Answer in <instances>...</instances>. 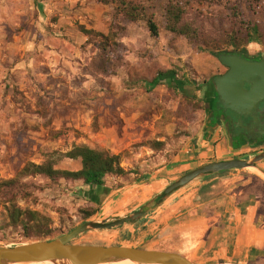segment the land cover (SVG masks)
I'll return each instance as SVG.
<instances>
[{"label": "rangeland", "instance_id": "obj_1", "mask_svg": "<svg viewBox=\"0 0 264 264\" xmlns=\"http://www.w3.org/2000/svg\"><path fill=\"white\" fill-rule=\"evenodd\" d=\"M125 1L138 7L143 16L139 21L114 19L119 8L118 0H0V182L14 178L27 163L43 164L56 160L58 155L70 151L74 145L91 141V137L102 133L110 145L94 141L98 149L110 154L123 149L130 143L134 131L124 136V124L117 113L122 108L129 116L139 114L138 122L143 125L154 123L156 137L166 138L162 151H152L148 140L128 147L122 154V167L124 164L127 170L141 175L147 172L148 169L140 168L133 161L139 150L142 152L140 163L143 159L147 161L157 155L163 156L165 150L169 151L167 156L172 157L181 148L194 147L200 154L209 147L197 146L202 140L201 132L207 130L206 110L211 103L205 89L225 70L213 53L233 52L235 48L220 44L234 33L254 26L262 39L236 50L246 52L264 47V0ZM169 2H178V7L184 12V22L196 30L197 43L167 31L166 8ZM148 19L158 27V40H154L148 31ZM82 29L104 36L114 32V36L109 37L106 71L99 65L101 40L95 36L88 39ZM218 45L221 46L218 50L213 49ZM160 73L165 75V81L174 74L175 81L186 92L170 85L152 87L150 82ZM117 82H124L126 95H120ZM117 95L120 96L118 100L115 99ZM113 127L117 140L115 132L109 131ZM144 129L147 137L150 131ZM181 141L186 143L180 144ZM258 152L215 153L213 159L218 156L225 159L247 157ZM198 155L189 163L208 161ZM155 160L158 164V159ZM262 164L259 167L264 171V162ZM79 168L75 161L69 159L58 161L55 167L69 172ZM187 172H177L176 175ZM237 172H241L243 178L249 173L264 180L255 171L246 170L225 172L194 184L199 183V188L206 185L202 189L205 198L223 197L225 185L221 177ZM106 178L105 186L109 193L139 182L134 181V175L128 178L130 182ZM173 181L156 185L157 192L151 191V197ZM26 182L38 188L30 189V196L18 201V206L46 217L56 238L83 222L111 218L106 216L109 210L105 197L108 193L100 198V204H96L84 194L86 188L80 182L59 179L53 183L45 177L29 178ZM214 184L217 187L211 190ZM198 187L182 195L179 192L153 214L174 209L183 202L196 205L202 195L191 192ZM143 191H132V196L136 199V195ZM259 202L260 212L264 215V195ZM141 205L138 202L136 206H128V212L123 215L134 212ZM3 206L0 202V246L30 243L22 237L19 229L6 228ZM88 209L97 210V214L85 220L83 211ZM147 220L144 218L138 225L126 226L120 231L90 232L74 243L156 248L154 243L159 238L141 235L146 227L138 230ZM239 260H223L215 264H259L264 260V252L242 262Z\"/></svg>", "mask_w": 264, "mask_h": 264}, {"label": "crops", "instance_id": "obj_2", "mask_svg": "<svg viewBox=\"0 0 264 264\" xmlns=\"http://www.w3.org/2000/svg\"><path fill=\"white\" fill-rule=\"evenodd\" d=\"M123 83L124 82H117V85L121 89L120 95H126ZM118 97L120 96L117 95L115 99L118 100ZM117 113L119 119H121L124 124L123 131L126 133L124 136L126 137L128 133L131 134L133 131L134 132L131 137L133 139L130 138V143L121 150H114L113 155L122 156L124 151L133 145V143H141L143 140L165 143L166 138L156 137L154 123L150 126L143 125L138 122L140 119L139 114L133 113L129 116L123 111V108L117 111ZM144 128H148V131H150L147 137L145 136L146 130ZM129 129L132 131L130 130L131 132H129ZM109 131L114 133L115 128L113 127V129ZM114 134L115 139H119L117 133L115 132ZM91 138H93V140L87 141L88 143L84 141L83 144L77 145H85L92 149H98L95 144H93L94 141H97L96 143H102L104 141L107 142L106 146L110 145L104 133ZM183 143L185 144L186 142H180V144ZM206 145L209 147L207 148ZM197 146L206 147L207 149H203L199 154L194 147L191 149L181 148L177 153H174L172 157L171 155L167 156L169 151L165 150L163 156L157 155L147 161L143 159L140 163L142 152H140L141 150L137 151L134 154L135 158L133 161H135L136 165H139L140 168L145 167L148 169L147 172L143 174V176H146V179L140 180L133 185L125 186L117 190V192L113 191L109 193V191L105 190L98 193L101 199L104 198L105 193H108L107 197H105V205L109 210L106 216L114 217L127 213L128 206H136L138 202L141 205L148 200L154 192H157L155 190L156 185L175 180L177 176L187 172L189 169L214 161L226 160L224 157L222 158L219 156L217 159H213L215 153L216 155L222 154L225 150L213 146L207 139L201 140ZM100 148H103V146H100ZM152 151L151 153H153ZM196 154H199V157L202 156L206 158L208 161H204V163H189V160H193L195 156H197ZM121 158L123 159V156ZM168 158H171V160ZM210 158L213 160H210ZM155 159H158V164H156ZM75 162L77 163V167H81L80 160ZM177 172L183 173L176 175ZM230 175L231 176L221 177V181L224 183L223 185H225L223 197H203L202 189L206 185L199 188L197 186L199 183H197L181 191L182 195L193 187H198L194 192H191V194L196 193L197 196H199V194L202 195L196 205L190 202H183L181 206H176L174 209L161 210L159 212L161 214H153L154 212L151 213L152 215L149 214L146 217L148 220L144 222L138 230H142L143 227H146L145 230L141 231V235L144 237L153 236V239L158 237L159 239L154 243L156 248H140L177 253L195 264H215L223 260L231 261L237 258L241 259L239 261L242 262V260L244 261L248 257L255 255L260 256L264 252V215L260 212V202L253 196L249 199L245 198V193L252 183L251 180L243 178L241 172ZM248 175L253 176L254 174L248 173ZM214 179L215 178H213L212 181H215ZM142 183L145 185L140 186ZM136 187L139 188L136 189ZM216 187V184L212 185L211 190H214ZM139 189L145 192L143 191L142 194L136 195L137 198L135 199V196H132L133 192ZM151 191H153V193H151ZM85 193H87V197L90 196L93 198L97 192L94 191V189L86 188ZM88 193L90 195H88ZM210 195H212V193H210ZM131 196L132 198H130Z\"/></svg>", "mask_w": 264, "mask_h": 264}, {"label": "water", "instance_id": "obj_3", "mask_svg": "<svg viewBox=\"0 0 264 264\" xmlns=\"http://www.w3.org/2000/svg\"><path fill=\"white\" fill-rule=\"evenodd\" d=\"M218 60L228 68L225 75L218 76L212 83L221 105L225 110L247 119L249 111L256 108L264 97V63H250L237 55L227 54L220 55ZM257 76L262 81L255 82ZM246 81H254L250 92L244 89ZM263 162L264 150L247 157L200 165L178 177L132 213L101 221L83 222L53 240L0 246V264H103L125 260L133 264H195L173 252L145 250L140 247L80 245L74 241L94 231H120L126 226H135L179 192L205 178L229 171L246 170L258 171L264 177V171L259 167Z\"/></svg>", "mask_w": 264, "mask_h": 264}, {"label": "trees", "instance_id": "obj_4", "mask_svg": "<svg viewBox=\"0 0 264 264\" xmlns=\"http://www.w3.org/2000/svg\"><path fill=\"white\" fill-rule=\"evenodd\" d=\"M178 1V0H175ZM119 8H117V14L114 15V19L120 17L129 22H137L143 16L140 14L138 7L131 6L125 0H118ZM178 3V2H177ZM177 3L169 2L166 8V21L167 31L180 37L191 40L197 43L199 37L196 30L188 22H184V12L178 7ZM147 28L154 40L159 38V30L157 25L152 19H148ZM82 33L88 39L97 37L101 41L99 42V54L100 61L99 65L103 71L107 70V59L108 48H109V37L114 36V32H110L107 36L96 33L93 30L82 29ZM258 29L254 26L247 28L243 32H236L233 36H229L228 40L220 45H227L236 49L250 43L251 41L261 40V36L258 35ZM213 46L215 50L221 47ZM214 57L219 58L221 53H213ZM228 54V53H225ZM165 75L158 74L151 82L150 85L155 87L157 85H170L175 89L180 90L182 87L175 81V75L171 74L169 81L163 80ZM182 91H185L182 89ZM186 92V91H185ZM185 96H189L188 94ZM189 93V92H188ZM150 147L153 151H162L165 148V143L154 141L150 143ZM63 159H69L72 161L80 160L81 167L78 171H60L55 169L58 161ZM223 174V173H220ZM134 175V181H140L146 179V176L126 170L122 167V158L120 155H113L102 149H92L85 145H74L72 149L66 153L58 155L56 160H50L43 164L27 163L17 173V175L9 180L0 182V202L4 204V213L6 220V228L19 229L22 237L27 242L53 240L57 237L50 229V222L46 217L35 211L23 210L18 206V201L23 200L25 197L30 196V189H37L35 184H29L26 182L27 179H36L38 177H45L50 182H56L59 179L72 182H80L85 188L94 189L97 193L91 198H87L91 202L100 204L101 193L105 190V178L115 177L124 182H130L129 177ZM246 179L251 180V185L248 187L245 198L249 199L253 196L255 199L260 200L264 195L263 188L264 182L256 177L248 174H244ZM87 196V193L84 192ZM88 195H90L88 193ZM83 214L85 220L93 217L97 214V210H84ZM1 242V240H0ZM259 264H264V260H261Z\"/></svg>", "mask_w": 264, "mask_h": 264}, {"label": "flooded vegetation", "instance_id": "obj_5", "mask_svg": "<svg viewBox=\"0 0 264 264\" xmlns=\"http://www.w3.org/2000/svg\"><path fill=\"white\" fill-rule=\"evenodd\" d=\"M227 55H237L250 63H264V47L246 52L233 51ZM224 68L225 70L218 76L228 72V68ZM260 81L262 78L257 76L255 82ZM253 87L254 81L244 83L247 92ZM205 93H208L207 100H211V103L206 110L207 130L201 132L202 140L207 139L210 144L232 154L264 150V97L256 108L249 111L248 118L244 119L222 107L213 84H209Z\"/></svg>", "mask_w": 264, "mask_h": 264}, {"label": "bare ground", "instance_id": "obj_6", "mask_svg": "<svg viewBox=\"0 0 264 264\" xmlns=\"http://www.w3.org/2000/svg\"><path fill=\"white\" fill-rule=\"evenodd\" d=\"M255 171V170H253ZM256 174L263 176L261 173H259L258 171H255ZM44 264H49V263H44ZM103 264H133L132 262L125 260V261H120V262H112V263H103ZM155 264H160V263H155Z\"/></svg>", "mask_w": 264, "mask_h": 264}]
</instances>
